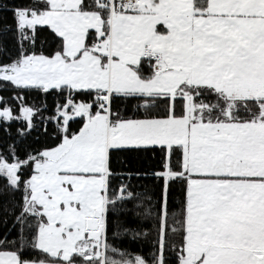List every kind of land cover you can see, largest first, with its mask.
<instances>
[{"label": "snow or ice", "instance_id": "1", "mask_svg": "<svg viewBox=\"0 0 264 264\" xmlns=\"http://www.w3.org/2000/svg\"><path fill=\"white\" fill-rule=\"evenodd\" d=\"M4 92L0 264H264V0H0Z\"/></svg>", "mask_w": 264, "mask_h": 264}, {"label": "trees", "instance_id": "2", "mask_svg": "<svg viewBox=\"0 0 264 264\" xmlns=\"http://www.w3.org/2000/svg\"><path fill=\"white\" fill-rule=\"evenodd\" d=\"M4 95H8L7 92L0 93ZM5 135V132L3 129H0V137H3ZM39 140V142H43L45 140V137L39 134H34L33 137L30 138V142H35L36 140ZM129 250H136L139 249L140 251H147V246L145 244H140L139 242L137 243H132L131 237L128 238V241L125 245Z\"/></svg>", "mask_w": 264, "mask_h": 264}]
</instances>
